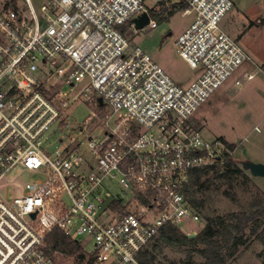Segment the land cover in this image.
I'll list each match as a JSON object with an SVG mask.
<instances>
[{
    "label": "built area",
    "instance_id": "built-area-1",
    "mask_svg": "<svg viewBox=\"0 0 264 264\" xmlns=\"http://www.w3.org/2000/svg\"><path fill=\"white\" fill-rule=\"evenodd\" d=\"M164 6L194 15L177 39L196 71L186 86L127 35L128 28L157 27L154 12ZM234 6V0H0V180L16 171L7 184L12 197L0 196V264H59L60 251H47L55 229L80 244L81 264H143L139 254L164 226L202 223L185 194L191 171L225 165L237 143L205 135L194 115L251 60L221 24ZM144 15L148 23L138 28L135 20ZM263 73L247 71L236 83ZM81 98L107 106L104 135L87 144L60 137L64 146L51 153L50 130L70 126L64 108ZM22 172L35 177L23 180ZM114 182L131 196L115 193Z\"/></svg>",
    "mask_w": 264,
    "mask_h": 264
},
{
    "label": "rangeland",
    "instance_id": "rangeland-1",
    "mask_svg": "<svg viewBox=\"0 0 264 264\" xmlns=\"http://www.w3.org/2000/svg\"><path fill=\"white\" fill-rule=\"evenodd\" d=\"M234 1L235 6L222 19L221 24L227 32L238 39L251 60L245 62L223 86L198 108L194 115V121L209 137L214 136L208 128L209 120H215L216 128L227 133L230 137H232L231 134L237 135L238 140L234 153V158L237 161L251 159L264 162V88L261 89L254 85L248 89L246 94L241 88L243 84L236 83V79L247 71L257 72L262 69L264 72V1ZM193 20L194 15L176 10L171 16L159 17L160 22L157 27L143 28L138 33L128 28L127 35L133 43L140 45L148 52L177 83L186 86L195 78L196 71L181 57L177 39ZM65 88L69 90V87ZM69 93L73 95L74 90ZM106 110L107 106H96L85 98L71 99L63 111L66 122L70 126L61 129L57 124L50 130V152L54 153L57 147L64 146L59 141L60 137L67 138L68 135H71L79 141L85 140L86 144L90 137H102L104 133L101 120ZM94 113L97 114V117L93 116ZM82 128L84 130L80 133ZM15 174L16 171L11 172L0 180L1 197H12V189L7 187V184ZM22 174L23 180L35 177L34 173L22 172ZM249 175L252 181L245 180L246 183L237 186L241 203L244 205L248 204L256 193H264V177L254 176L250 172ZM110 185L115 193L123 195L124 198L131 196V193L124 191L117 182ZM212 194L215 201L213 203L214 212L211 213L223 214L238 209V206L224 197L221 192L212 191ZM203 224L204 220L202 223L185 222L180 227L184 232L196 229L198 234ZM80 239L84 245L87 237L83 235ZM84 247L88 252H91L94 245L90 242L86 243ZM163 255L167 257L164 259L166 263L179 260L180 264H205L204 259L197 255L194 262H188L185 259V254L169 248L165 249ZM56 257L59 264H80L79 258L75 255L59 252ZM232 264H264V245L254 239L248 247L241 248L238 258Z\"/></svg>",
    "mask_w": 264,
    "mask_h": 264
},
{
    "label": "trees",
    "instance_id": "trees-1",
    "mask_svg": "<svg viewBox=\"0 0 264 264\" xmlns=\"http://www.w3.org/2000/svg\"><path fill=\"white\" fill-rule=\"evenodd\" d=\"M174 12L175 9L164 6L154 15L165 18ZM196 126L201 128L197 123ZM190 175L185 194L202 214L201 230L195 237H189L179 227L164 226L156 239L139 254L143 264H180L179 260L164 261L167 257L163 253L167 248L185 254L188 262H194L197 255L205 264H232L241 248L248 247L254 239L264 245V193H256L246 205L241 203L237 186L252 181V178L234 157L223 166L194 169ZM212 191L221 192L238 209L223 214L211 213L215 201ZM47 243V251L51 254L57 250L77 256L80 264L84 260L80 244L59 229L47 236Z\"/></svg>",
    "mask_w": 264,
    "mask_h": 264
},
{
    "label": "water",
    "instance_id": "water-1",
    "mask_svg": "<svg viewBox=\"0 0 264 264\" xmlns=\"http://www.w3.org/2000/svg\"><path fill=\"white\" fill-rule=\"evenodd\" d=\"M148 16L144 15L142 18L136 19V26L138 28L143 27L145 24L148 23ZM99 102L102 103V99H99ZM238 162L242 165L243 169L248 170L252 175L264 177V162H258L251 159H241ZM189 237H195L197 232L189 233ZM184 264H191V263H184Z\"/></svg>",
    "mask_w": 264,
    "mask_h": 264
},
{
    "label": "crops",
    "instance_id": "crops-1",
    "mask_svg": "<svg viewBox=\"0 0 264 264\" xmlns=\"http://www.w3.org/2000/svg\"><path fill=\"white\" fill-rule=\"evenodd\" d=\"M254 85H256L257 87H260L261 89L264 88V74L256 76V78L250 82L243 83V86L241 88L244 89L245 93L247 94L248 89ZM214 121L215 120L208 121V128L214 136L222 137L230 143H237L236 142L238 140L237 135L231 134L232 137H230V135H227V133L218 130L216 126L214 125L215 123Z\"/></svg>",
    "mask_w": 264,
    "mask_h": 264
}]
</instances>
